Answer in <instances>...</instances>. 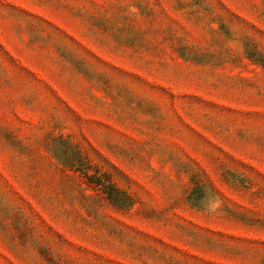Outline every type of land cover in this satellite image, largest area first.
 Here are the masks:
<instances>
[{
    "label": "rangeland",
    "instance_id": "rangeland-1",
    "mask_svg": "<svg viewBox=\"0 0 264 264\" xmlns=\"http://www.w3.org/2000/svg\"><path fill=\"white\" fill-rule=\"evenodd\" d=\"M0 264H264V0H0Z\"/></svg>",
    "mask_w": 264,
    "mask_h": 264
},
{
    "label": "trees",
    "instance_id": "trees-1",
    "mask_svg": "<svg viewBox=\"0 0 264 264\" xmlns=\"http://www.w3.org/2000/svg\"><path fill=\"white\" fill-rule=\"evenodd\" d=\"M58 143L64 144L65 142L62 138H59ZM60 149L61 148L57 147V144L55 146H52V151L58 157H60ZM76 161H79L78 165L74 166L72 164L70 165V167L76 171H80L82 177L88 185L102 192L104 195H106L108 200H110L120 208L133 205L134 200L126 191L117 187L114 182L108 180L102 174L89 173L88 171L90 166H87L81 159H77Z\"/></svg>",
    "mask_w": 264,
    "mask_h": 264
}]
</instances>
